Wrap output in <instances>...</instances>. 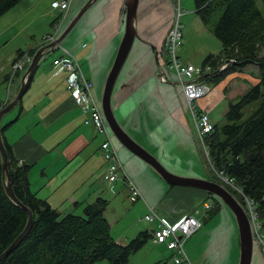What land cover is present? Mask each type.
Segmentation results:
<instances>
[{
  "label": "crops",
  "instance_id": "crops-1",
  "mask_svg": "<svg viewBox=\"0 0 264 264\" xmlns=\"http://www.w3.org/2000/svg\"><path fill=\"white\" fill-rule=\"evenodd\" d=\"M54 1L56 0H21L0 17V53L8 51L0 59V76L9 84L14 82L15 76L11 79L12 64L14 59L19 57L18 51L29 45V51L22 52L32 54L45 45L44 37L52 34L48 32L47 26L54 18L53 14L50 16V10L60 13L51 25L55 32V24L62 22L58 35L61 31L63 35L88 0H74L64 19L62 11L54 6ZM126 1L96 0L60 42L62 47L84 65L85 74L94 83L97 100L102 99L107 77L125 33ZM172 3V0H140L136 19L138 37L115 83L112 106L122 129L151 154L155 153V157L165 167L183 176L187 175L185 177L199 178L195 172L185 174L178 171L186 169L188 165L173 151V146L181 141L173 132L184 126L190 131V124L184 120L188 114V104L179 83L173 78L175 70L167 67L169 56L165 49V39L173 23ZM39 20H43L44 25L46 23L43 30H39ZM41 33L45 34L40 43L37 36ZM22 36H25V39H21ZM46 54L48 53H44L40 59L28 88H34L33 97L36 99L33 107H28H31V111L25 113L26 108L23 106L21 115L10 122L5 136L19 162L31 166L32 192L48 201L61 215L82 214L84 207L98 198L114 200L122 197L123 194L118 193L122 186L117 184L119 181L109 184L105 179L108 163L101 150L104 137L93 125L85 123L89 116L83 113L66 88L67 72H57L52 64L53 60L48 69L39 72L41 60ZM59 54H62V51ZM26 69L20 71L25 72L23 83ZM242 69H249L255 75L258 73V67L254 64ZM161 70L166 81L160 78ZM246 85L250 88L249 84ZM236 88L237 86L232 92L229 91L231 97L235 96ZM0 100L5 104L10 103V97ZM30 112L32 113L28 116ZM8 119L9 115L6 118L3 116L2 124ZM165 128L173 136L163 135ZM121 146L124 149L120 150L123 155L119 158L120 162L124 163L128 174L140 187L143 197L139 200L144 198L140 207L147 214L154 210L162 218L175 222L184 215H194L198 205L205 208L207 203H213V194L205 190L192 186L170 185L168 182L169 186L165 185L153 171V166L124 145ZM152 146L159 152V156L152 152ZM119 147L120 145H116L117 150ZM109 190L119 196L112 197L108 193ZM227 216L233 221L230 213ZM211 237L217 246V253L224 252L225 249L219 264H239L238 256L233 262L230 254L226 256L228 251L225 248L224 232H219L217 237L211 234ZM117 241L121 242V238ZM254 246L251 264H264L262 249ZM194 247L191 248L192 252Z\"/></svg>",
  "mask_w": 264,
  "mask_h": 264
},
{
  "label": "trees",
  "instance_id": "trees-1",
  "mask_svg": "<svg viewBox=\"0 0 264 264\" xmlns=\"http://www.w3.org/2000/svg\"><path fill=\"white\" fill-rule=\"evenodd\" d=\"M20 1L0 0V17ZM194 1L196 13L205 24L214 23L213 19L218 15L213 28L222 43V50L219 55L208 54L203 61L202 66L210 65L216 70V75L207 77L219 83L244 66L254 64L258 67L259 81L237 102L229 104L224 114L227 122L215 124L206 143L215 171L235 179L242 193L226 184L227 189L246 210V197L252 201L259 212L264 233V54L261 53L264 0ZM23 54L18 51V56ZM223 62L228 64L225 70L219 69ZM258 100H261L260 105L244 119L245 109ZM7 104L0 100V109ZM9 124H2L8 173L4 171L0 153V255L25 230L29 220L28 211L8 194L7 176L15 195L32 210L34 221L27 235L0 260V264H96L100 260H107L108 264H128L131 255L153 238L152 230L141 231L129 243L118 242L111 233V223L106 217L109 202L104 198L87 204L82 214L61 215L48 201L32 192L31 166L19 162L6 139ZM216 172L214 180H218Z\"/></svg>",
  "mask_w": 264,
  "mask_h": 264
},
{
  "label": "rangeland",
  "instance_id": "rangeland-1",
  "mask_svg": "<svg viewBox=\"0 0 264 264\" xmlns=\"http://www.w3.org/2000/svg\"><path fill=\"white\" fill-rule=\"evenodd\" d=\"M172 2L173 13L171 21L173 22L176 14V6L178 5V0H172ZM179 5L183 11V14L180 18L183 37L181 40V44L177 48V54L178 56H180V59L183 62H190L195 66H200L202 65L203 61L205 60L208 54L213 53L219 55L221 53L222 43L215 34L213 28L214 23L217 21L218 15L214 17V23L205 24L201 17L196 13V6L194 0H179ZM51 14H53L54 16L52 21L60 15L58 11L50 10V16ZM52 21H49L47 26L49 28L48 32H51L53 34L55 32L53 26L51 25ZM64 24H66V20ZM38 25L40 27L39 30H43L46 27V23L44 25L43 20H39ZM44 34L45 33H41L37 36V39L40 40V43L42 42ZM61 35L62 31L60 32V35H58V39L61 37ZM120 38L121 37H119V39ZM21 39H25V36H22ZM12 48L13 47L11 46L10 49ZM29 49L30 47L29 45H27L22 51H29ZM60 51H62V54H59ZM6 53H8V51ZM6 53H0V59ZM63 53L64 51L59 48L55 49L54 51H51V53L49 52L48 54H46L41 60L40 67L38 69L39 72L42 69H48V66L51 64L53 58L56 56H61L63 55ZM261 53L264 54V44L261 49ZM9 73H11V69ZM24 73L25 72L20 71L17 72V76L15 75L14 82H12L11 84H9L8 81L6 82L3 76H0V98L5 100L7 97H10L11 103V101L18 95L22 88V77ZM177 76V73L173 71V78L175 79L176 83H179V80L177 81ZM205 81L212 87V90L207 96L198 100V109H207L208 111H210V115L213 122L218 125H223L227 122L224 117V113L227 111L229 104L231 102H237L241 98V96L249 90V87L246 84H249L250 87H252L259 81V78L257 75L251 73L249 69L241 68L237 71L228 74L219 83H216V79L212 80L211 78H205ZM239 83L243 84L239 85ZM235 86H237V88L235 89V96L231 97L229 91L232 92ZM33 91L34 88L28 89V91L24 94L17 106L4 115V118L9 115V119L4 121L3 126L15 120L17 116H19V114L21 115L23 106H25L26 108L25 113L31 111V107H28H33V104L36 100L35 97H33ZM101 100L102 99L98 101ZM260 102L261 100H258L245 109L244 119L247 118L250 113L260 105ZM187 111L188 114L185 115L186 119L184 118V120L186 121V123L187 121L189 122L190 131L187 127L184 126L180 127L175 132H173V135L181 140L175 146H173V151L177 156L185 160L186 164L188 165L186 169H178V171L185 174L195 172V174L199 176V179L213 180L214 171L212 170V167L208 160L207 153L203 149V144L200 139V135L195 129V123L193 121L192 115H190L191 110L188 105ZM31 113L32 112H30L28 116H30ZM109 132L114 138V143H116V145H120L118 154L119 158H121L123 155L120 153V150L124 148L121 146L122 144L117 140L110 128ZM169 133L170 132L167 128L163 130V135L166 134V137L173 136ZM153 142L154 139L152 140V143ZM153 151L156 152V154L159 156V152H157L156 149L152 146V152ZM152 154L155 156V153ZM173 161H177V159H173ZM167 169L175 175L182 177L187 176H183L182 174L171 171L169 167H167ZM153 171L156 173V175H158V177H160V179L165 183V185L169 186V184L156 170ZM217 182L226 187V182L221 177L218 178ZM117 184L122 186V189L118 193L123 194V196L114 200L113 198H107L109 200V204L107 209L108 214L106 216L112 225L111 233L113 237L116 240L121 238L120 243L126 244L133 240L135 237H137V235L141 231L153 229L154 226H157V223H152L144 220V217L147 213L143 211V209L140 207L141 200L144 201V198L138 200L137 202H132L128 196V190L126 188V185L124 184V181L120 179ZM234 188L241 193V191L238 190L236 187ZM108 193H110L112 197H114L115 195L119 196V194L116 193L112 194L110 190L108 191ZM211 200H213L212 202L215 204L214 207L208 211L207 216L205 213L206 208H204L203 205H198L199 208L196 210L194 215L203 222V226L197 233H195L191 238H189L185 242V249L187 250L189 257L192 260V264L220 263L219 261L221 255L223 256L225 254V249L224 252L219 251V253H217V246L215 243L212 242V237L210 238L211 234L214 235V237H217L219 235V232H224V243L226 245L225 248H227L228 251L226 253V256L230 254V258L232 257V262L236 260V256H238V260L240 257L239 228L233 211L219 197L215 196L214 194L211 195ZM228 213H230L233 221L228 218ZM257 214L259 216L258 211ZM193 247L194 252L191 251V248ZM96 264H108V261L100 260ZM128 264L176 263L173 260V252L169 250L165 244H158L152 238L144 245L142 249L131 255Z\"/></svg>",
  "mask_w": 264,
  "mask_h": 264
},
{
  "label": "built area",
  "instance_id": "built-area-1",
  "mask_svg": "<svg viewBox=\"0 0 264 264\" xmlns=\"http://www.w3.org/2000/svg\"><path fill=\"white\" fill-rule=\"evenodd\" d=\"M73 2L74 0H56L53 4L56 8H59L62 11V18L64 19ZM182 14L183 11L178 0L174 21L165 39V49L169 56L167 59V67L168 69L175 70L178 75L177 78L179 80V85L186 103L190 107L191 115L195 123V129L200 135L203 149L207 153L212 170L216 172L211 164L209 150L206 143V137L215 130V123L211 118L210 111L207 109H198V100L207 96L212 90V87L205 81V78H208L207 76L216 75V70L210 65L204 67L202 65L195 66L190 62L185 63L178 56L177 48L181 44L183 37L182 25L180 22ZM61 24L62 22H57L55 24V33L45 37V45L57 41V35ZM58 48H61L64 53L53 59V66L56 68L57 72H67L65 81L66 88L70 91L75 103L80 106L83 113L89 116L85 119V123L93 125L96 131L104 137V141L101 144V150L105 161L108 163L105 179L109 184L120 181V179L123 180L129 191L130 200L132 202L138 201L143 197L142 191L128 174L125 166L120 162L114 138L109 132L110 127L104 115L102 101H98L95 97L93 81L85 74L79 59L65 48H62L59 43L53 47H47L44 52L49 53ZM32 60L33 55L29 53H25L15 58L12 64L13 74L11 79L14 78L17 72L23 71L26 68L28 69ZM227 66L228 64L223 62L219 69L225 70ZM160 78L164 81L167 80L163 70H161ZM26 79L27 73L25 74L23 81L26 82ZM216 174L218 178L221 177L227 185L236 187L242 193V189L237 186L234 178L226 176L223 172H216ZM246 202L247 210L245 209V211L251 221L254 243L255 245L257 244V246L259 245L264 253V233L262 232L263 223L260 221L256 207L252 204V201L246 197ZM212 205L213 203L206 204L205 213H207V210H209ZM144 220L152 223L157 221V226L152 229L153 239L158 244H165L167 248L173 252V260L176 264H192L189 254L185 249V242L202 228L203 222L201 220L193 214H188L184 215L178 221L171 222L162 218L154 211L148 213L144 217Z\"/></svg>",
  "mask_w": 264,
  "mask_h": 264
},
{
  "label": "water",
  "instance_id": "water-1",
  "mask_svg": "<svg viewBox=\"0 0 264 264\" xmlns=\"http://www.w3.org/2000/svg\"><path fill=\"white\" fill-rule=\"evenodd\" d=\"M96 0H88L77 15L73 18L63 35L57 39L56 42H51L48 45L42 46L34 55L31 64L27 69V79L26 82L22 83V88L18 95L8 103L6 106L0 109V153L3 159V168L6 173H8V153L5 146V142L2 135V119L3 116L10 110H12L22 99L24 94L28 91L29 85L35 75L38 63L44 55V50L47 47L55 46L57 43L61 42L62 39L74 28L86 11L92 6ZM140 0H127L126 1V18H125V33L122 42L119 46L118 53L114 64L109 72L107 81L104 88V93L102 96V105L104 110V115L107 123L117 138V140L124 145L133 154L139 156L144 161L149 163L154 169L164 178L166 182L170 185H184L192 186L208 193L214 194L219 197L234 213L237 220L239 235H240V259L239 264H251L253 252H254V235L250 222V218L246 213L244 207L237 200V198L222 184L218 183L216 180L211 179H199L192 177H182L170 172L153 154L147 151L144 147L138 144L129 134H127L120 126L112 106V95L115 83L120 74V71L130 54L132 46L136 37H138V32L136 29V19L138 16V7ZM7 191L11 198L24 207L29 213V220L25 230L18 236V238L10 245V247L0 255V260L6 257L14 248L18 246L20 241L27 235L34 221V214L31 209L25 206L15 195L10 183V177L7 176Z\"/></svg>",
  "mask_w": 264,
  "mask_h": 264
},
{
  "label": "bare ground",
  "instance_id": "bare-ground-1",
  "mask_svg": "<svg viewBox=\"0 0 264 264\" xmlns=\"http://www.w3.org/2000/svg\"><path fill=\"white\" fill-rule=\"evenodd\" d=\"M60 44V43H59ZM61 46V45H60ZM62 47V46H61ZM63 48V47H62ZM25 54V53H24Z\"/></svg>",
  "mask_w": 264,
  "mask_h": 264
}]
</instances>
